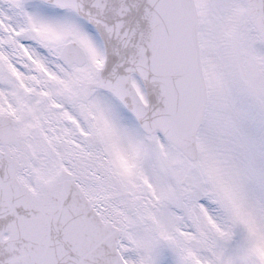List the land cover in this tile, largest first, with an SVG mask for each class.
I'll return each mask as SVG.
<instances>
[{"label":"snow or ice","instance_id":"snow-or-ice-1","mask_svg":"<svg viewBox=\"0 0 264 264\" xmlns=\"http://www.w3.org/2000/svg\"><path fill=\"white\" fill-rule=\"evenodd\" d=\"M0 264H264V0H0Z\"/></svg>","mask_w":264,"mask_h":264}]
</instances>
